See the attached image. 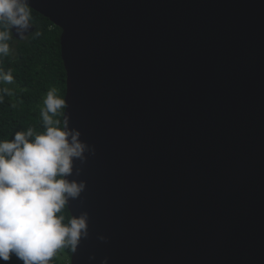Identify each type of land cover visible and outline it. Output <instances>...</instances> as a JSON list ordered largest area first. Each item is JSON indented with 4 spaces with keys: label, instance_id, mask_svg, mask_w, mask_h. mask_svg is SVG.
I'll return each mask as SVG.
<instances>
[{
    "label": "water",
    "instance_id": "1",
    "mask_svg": "<svg viewBox=\"0 0 264 264\" xmlns=\"http://www.w3.org/2000/svg\"><path fill=\"white\" fill-rule=\"evenodd\" d=\"M28 4L61 31L68 128L95 149L68 177L70 264H264V0Z\"/></svg>",
    "mask_w": 264,
    "mask_h": 264
},
{
    "label": "clouds",
    "instance_id": "2",
    "mask_svg": "<svg viewBox=\"0 0 264 264\" xmlns=\"http://www.w3.org/2000/svg\"><path fill=\"white\" fill-rule=\"evenodd\" d=\"M30 21L28 0H0V58L11 55L10 29L15 28L24 39ZM13 81L11 70L0 68V86ZM5 95H12V90L0 87V103ZM66 107V100L53 87L47 91L40 110L43 131L28 127L15 131L11 139H0L2 262L14 256L22 264H50L58 250H74L80 238L87 235L86 213L64 222L69 198H77L85 188L84 182L68 177L74 160L83 163L84 153L94 155L95 149L78 139V131L68 128ZM60 116L62 121L56 118Z\"/></svg>",
    "mask_w": 264,
    "mask_h": 264
},
{
    "label": "trees",
    "instance_id": "3",
    "mask_svg": "<svg viewBox=\"0 0 264 264\" xmlns=\"http://www.w3.org/2000/svg\"><path fill=\"white\" fill-rule=\"evenodd\" d=\"M31 25L34 31L23 40H16L12 33L9 41L12 50L8 57L0 58V68L11 70L14 81L8 87L12 95H5L0 103V139H11L15 131L33 127L43 131L40 110L43 100L51 88L64 98L66 74L60 54V34L48 19L31 10ZM40 35L37 36L36 33ZM61 119L63 116L56 117ZM66 219L71 218L66 206ZM72 248L58 250L50 264H70ZM0 264H22L14 256L9 262Z\"/></svg>",
    "mask_w": 264,
    "mask_h": 264
}]
</instances>
